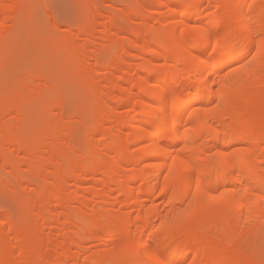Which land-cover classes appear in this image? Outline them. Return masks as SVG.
Here are the masks:
<instances>
[{
	"label": "bare ground",
	"instance_id": "6f19581e",
	"mask_svg": "<svg viewBox=\"0 0 264 264\" xmlns=\"http://www.w3.org/2000/svg\"><path fill=\"white\" fill-rule=\"evenodd\" d=\"M92 1L93 12L88 23L76 24L78 20H74L75 24L69 25L67 36L60 38L64 41L57 47L59 57L62 53L67 56L62 55L68 60L62 56L58 60L61 63L68 61L69 68L65 64L67 68H64L69 71L78 67L82 58L95 54L92 70L80 74L74 69L75 79L71 75L74 81L71 84L67 82L71 89L72 85L80 87L79 84L91 81L84 94L80 89L83 85L77 88L81 93L78 97L85 96L78 99L79 91L76 93L79 103L89 98L96 89L99 90L98 117L90 130V133L96 134L105 128L106 97L126 90L121 84L105 83L101 79L102 74L121 68L125 58L138 59L139 55L133 50L115 55L113 52L114 56L110 55L112 58L105 60L109 53L94 46L93 38L98 19L105 18L111 12L108 10L115 7L100 3V0L99 4L97 0ZM22 4L20 0H0V47L14 33L17 19L24 14ZM205 4L209 7L205 8ZM143 6L146 10L142 28L136 35L143 41L153 36L147 44L146 56L142 58L146 59L147 66L140 67L142 75L128 84L130 89L138 91L134 98L126 100L135 103L136 108L131 114L118 112L114 123L122 126L124 132L118 138L114 156L108 162L103 160L102 155L96 158L89 156V164L67 162V166H60L63 168L61 174L54 166V173L46 176L48 162L63 155L66 151L63 141L69 140L61 128L44 137L37 136V139L35 136L39 134L36 131L35 136L31 134L34 138L28 137L26 118L30 116L24 114L26 118L23 117V104L19 107L17 103H11L12 99L16 100V93L3 89L0 82V175L9 169L15 181L10 184L12 193L16 195L12 196L14 198L23 195L21 191L30 183L33 188L23 195L25 204L28 201L26 207L29 211L37 210L34 223L26 225L20 224L14 213L0 214V251L5 247L8 251L4 259L0 257V264H63L67 258H80V264H90L91 246L88 242L92 238L90 235L100 227H103L105 235L97 244L99 248L107 246L116 237L121 240L116 252L106 249L96 252L98 256L111 258V264H125L133 257H137L141 264L264 263L252 257L246 248L252 235L264 230V0H137V6L132 10L118 9L119 14L114 15L116 19L107 15L109 20L102 23L101 39L119 44L126 31L118 24L116 27L114 22L140 15ZM163 6L166 10L161 21L156 22V28L153 22L158 8ZM175 14L179 15L176 22L173 21ZM59 19L56 20L59 22ZM9 22L11 27L6 28ZM54 26L60 28L58 23ZM192 27L196 28L195 32L190 31ZM166 33L169 41L165 44ZM138 47L136 43L135 51ZM3 69L0 62V78ZM68 70L65 72L70 76L72 72L69 74ZM61 80H58L60 84L64 79ZM76 82L78 85H75ZM153 91L155 93L151 95ZM15 114L21 118L16 122L7 121L8 116ZM44 114L47 116V113ZM41 116H33V119L41 120ZM162 124L163 128L160 127ZM113 127L111 125L112 130ZM56 140L64 144L53 145ZM46 141L51 146H47ZM91 144L93 142L86 143V147L91 149ZM132 146H136L138 151H134ZM9 147L10 153L7 152ZM39 152L46 153V156L40 157ZM33 157L40 158L34 165L30 163ZM28 162L30 166L26 164ZM22 165L31 167L32 180L26 181L25 175H19ZM88 168L93 177L87 181L94 183L88 191L91 199L82 197L81 186L75 185L85 180L81 178V172ZM46 177L52 181L48 182L50 185L43 196L41 180ZM138 181L141 185L136 187ZM69 182L76 186L71 195L67 191ZM2 185L7 184L0 178ZM99 185L105 188L101 194L96 190ZM116 191H120L115 200L118 210L126 206L133 208L132 214L120 217L118 223L111 210L106 208ZM81 197L88 199L87 203L81 201ZM95 197H101L99 202L95 200L98 206L89 203L94 202ZM156 197L164 200L162 207ZM36 198L41 201L38 209L35 206L37 201L34 203ZM69 202L75 208L80 203L79 210L59 212ZM205 211H209V215L202 218ZM55 212L53 221H58L60 217L71 221L74 218V232L71 230L73 234L69 240L59 242L61 244L52 243L54 247L50 245L51 249L39 247L46 231L53 227L49 215ZM87 215L91 217L84 227ZM6 228L9 238L3 236ZM212 228L214 235L209 233ZM195 236L199 239L191 243ZM65 245L77 251L72 249L73 254L71 252L67 256L59 254ZM205 245L209 250L202 255L201 248ZM51 253L54 254L53 259Z\"/></svg>",
	"mask_w": 264,
	"mask_h": 264
},
{
	"label": "rangeland",
	"instance_id": "374dc122",
	"mask_svg": "<svg viewBox=\"0 0 264 264\" xmlns=\"http://www.w3.org/2000/svg\"><path fill=\"white\" fill-rule=\"evenodd\" d=\"M20 1H21V3L23 2V4H24V5L23 4L22 5L24 6L23 11H25V12L22 11L24 13L23 15L20 13L22 16H21V18H19V20L17 19L18 23L16 22L17 24H16V26H14V33L11 34L10 37L8 38V41L2 47H0V62H2L3 66H4V69H3L2 74H1L0 82H1V86L3 89L10 90L9 92H12L13 94L16 93L15 94L16 100L12 99L11 103L12 104L17 103L18 106L23 104L22 108H21L23 110V117H25V116L29 117L30 116L29 118L25 117L27 119L26 135L28 133V137L32 138L33 136L36 135V132H37L39 134V135L35 136V138L37 139V136L38 137H44V136L48 135L51 131H54V129L60 130V128H61V131L68 138V139L67 138L66 139L69 140V141H66L65 137L63 138L65 141H63L62 139L60 140V141L65 142L64 151H65V149H66V151L63 152V155L60 158L53 159L50 161L48 160L49 162L47 164V168L45 169L46 176L48 174L54 173L56 166H57L56 172L58 174H61L63 171V168H60V166L64 167L67 162H71V163H79L80 162V164L81 163L89 164V162H90L89 156L96 158V157H98V155H102L103 160L105 162H108L111 159V157L114 156V150L117 148L116 146L118 145V143H117L118 138L123 134L122 132H124L122 126H120V125L118 126L117 123H114L116 121V119H118L117 118L118 112H122L123 115H126L127 113L131 114V113H133V109L136 108L135 103L126 101V100L134 98V96L138 93L136 88L130 89V85H128V84L131 82H135L138 79V77L142 75L140 67L145 68L147 66L146 59L144 60L142 58H145L146 52L148 50L147 48L149 46L147 44H149V42L153 36L152 37L148 36L147 38L144 39L145 41H143L141 38H139L136 35V32H138L142 28L143 17L145 14L146 6H143L141 8L140 15L129 17L126 20L123 19L122 22L119 20V23H116L118 20L116 22H114V25L118 24V27L119 28L121 27L120 29L126 31V33L124 35H122L123 37L119 40L120 41L119 44H118V42L116 44V42H114V41L109 42V41L101 39L102 38L101 29H103L102 23H104L106 21L108 22L109 17H111V16H112V18L114 17L116 19L115 16H117V14H119L118 9H131L132 10V9L136 8L137 0H100V3L103 2L104 4L112 5L115 8L108 10L109 12L111 11L109 14H107L109 17L106 15L105 18L103 17V18L98 19V21H97L98 23L96 25V31H95L94 38H93L94 46H96V47L99 46L97 48H104L109 53V55L106 57L107 59H105L106 61L111 59L115 54H122L125 51H132V50L134 53L139 55V58L133 59V58L127 57V58H125V60L120 65L121 68H119L117 70L116 69H114V70L110 69L109 72L102 74L101 79L105 83L121 84L123 88L126 87V88H124L126 90H124L121 94H119V92H115V93L109 94L106 97L105 102H104V106H105V109L107 112L105 115V120H106L105 128L102 130L103 132L100 131V132H97L96 134H92V133H90V130H92L93 127L95 126V120L98 117L97 111H98L99 106H100L99 102L97 101V94H98L99 90L96 89L95 92L91 96H89V98L84 99V101L82 100L83 101V102H81V103H83V105H82L81 103H79L78 99H83L85 96L83 98H79L78 95L81 93L84 94V92L91 86V81L88 80L87 82H84V85H83V83L79 84L80 87L83 85L82 88L75 86L76 90L74 89L75 88L74 85H72L71 89L68 88V86L70 87V84L74 81V80L72 81L71 79H73V78L75 79V77H76L75 73H80V74L86 73L87 74V72L92 70L94 63H95V59H94L95 54L94 55L91 54L90 57L82 58L83 60H82L81 64L78 65V67L74 66L75 67L74 68L75 69L74 75H73V70H74L73 68H72V71L71 70L69 71L67 69L68 70L67 73L70 74V72H72L69 76L68 74H66L65 71H67V70L64 68L67 65H68L67 67L69 68V64H67L68 61H62V63H61V61L59 62V60L62 59V57L64 58V60L67 59V58H65L67 56H65L62 53V55H64L65 57L61 55L62 57L60 56L61 57L60 58L59 57L60 54H58L59 53L58 47H60L59 45L64 41L60 38L63 36H65V37L67 36L68 28H70V26H73V24H75L76 20H78L76 22V24H78L80 22H81L80 24H82V23L86 24V22L89 20V15L91 18L92 12H93L92 8L94 5V2L92 0H87V2H86V0L85 1L84 0H20ZM83 1H84V3H83ZM96 2H98V4H99V0H97ZM207 5L208 4H205L204 7L205 8L209 7V5L208 6ZM82 7H85V8H82ZM165 10H166V8L164 6L158 8L156 19L153 22L154 27L157 28L156 22L161 21V18L163 16ZM67 13H68V15H67ZM77 13H78V15H77ZM64 14H66V16ZM204 15H205V13H204ZM72 16H74V17H72ZM77 16H81V18L77 17ZM86 16H87V18H86ZM178 16L179 15L175 14V17L173 19L174 22H176V19L178 18ZM56 19H59V22ZM63 19H64V21H66L68 23V25H66V22L63 23L64 22ZM54 21H57V22H54ZM54 23H56V24L58 23L60 28L56 29L54 26ZM60 23H61V25H60ZM6 26H8L6 28H10L11 27L10 22L7 23ZM116 27H117V25H116ZM167 32L169 33V30ZM168 39H169V35L166 33L165 40L163 43L166 44L169 41ZM191 41L193 42V40H191ZM210 41H213V39H211ZM136 43H138L139 47L135 51L134 46ZM57 45H58V47H57ZM55 48H57V49H55ZM158 49H159V51H161L160 48H158ZM210 49H212V48H210ZM113 52H114V55H112ZM64 62H66V63H64ZM59 63H61V65ZM64 64L66 66H64ZM160 64H163V63H160ZM138 66H139V68H138ZM132 71H133V73H132ZM42 73L44 75H46L45 78H42L43 77ZM65 74H66V76H65ZM71 75H73L74 77L72 76L73 77L72 78ZM76 75L78 76V74H76ZM57 77L64 79L65 82L63 81L60 84V82L58 80H61V79H58ZM149 77H151V76H149ZM152 77H153V75H152ZM67 80L69 81L70 84L67 82ZM63 83H65L67 85L64 86ZM53 84H56L57 87L56 86L54 87ZM75 85H78L77 82ZM52 87L55 88L54 92H55V90L56 91L58 90L55 94L52 91L53 90ZM77 88H80L83 92L81 91V93H80V91H79L80 89L77 90ZM78 91H79V93H78ZM59 92L61 93V95L59 94ZM76 93H78L77 94L78 99L76 98ZM154 93L155 92L153 91V93H151V95H153ZM57 94H59V95H57ZM83 94L80 95V97H82ZM58 104H59L60 108H59ZM54 106H55V108H54ZM19 107H21V106H19ZM21 113H22V111L19 113V115ZM38 113L43 114V115L41 116ZM44 113H47V116H45ZM24 114H25V116H24ZM35 114H37L39 116H36ZM20 116L17 117V114H15L13 116L12 115L8 116L7 121L10 120L12 122H16L17 120H19L21 118ZM33 116L34 117L36 116L35 118H37V117L40 118V116H41V120L35 119L36 120L35 121L33 119L34 118ZM40 122H42V123L40 124ZM39 124H40V126H39ZM111 125H114V127H115V128L113 127L114 130H112ZM160 127L163 128L164 124H162ZM38 128H40V130L37 131ZM111 130H112V132H111ZM40 131H41V133H39ZM42 132H44V133L42 134ZM31 134L33 135L32 137H31ZM64 134H63V136H64ZM63 136H61V137H63ZM61 137H59V139ZM147 138H148V135H147ZM58 140L53 141V142H56V143L52 142L53 145H55V144L58 145V144L63 143V142H60ZM110 141L112 143H109ZM88 142H93V144H91V147H92L91 149H88L86 147V143H88ZM48 144L50 145L51 143H47V141H46L47 146H49ZM132 147H133L134 151H136V152L138 151V148L136 146H132ZM44 149H46V151L47 150L49 151L50 147H49V149L48 148H44ZM9 151H11L10 147L8 148L7 152H9ZM37 154H36V156L40 155V157H42L44 155L46 156V153H40L38 155ZM22 156L23 155H21L20 157H22ZM33 158L37 159V160H34ZM33 158H31L32 161L30 160L31 161L30 163L34 165V163H36L38 161V159H40V158H37V157H33ZM18 160H21V158H19ZM52 162L55 164H57L58 162L59 163L57 165H54ZM26 164H29V162ZM29 166H30V164H29ZM29 166L28 165H22L19 168V170L21 168L23 169V170L19 171V175H21V176L25 175L24 177L28 178V179L25 178L26 181L32 180V177H33V174L30 173L31 167H29ZM59 170L60 171L62 170V171L60 172ZM50 171H53V172H50ZM92 177H93V173H92L90 168L81 172V178H84L85 180L78 181L75 185L81 186V189L83 192L82 197H86V198L87 197L90 198V196L92 197V195L89 196L90 193L88 191L91 190V187L93 186L94 183L92 181H89V180L87 181V179H90ZM0 178L2 181L5 182V184H7L6 186L5 185L0 186V208H1V206L3 207L5 204V207H3L4 209L3 208L0 209V214H3V213H12L13 214L14 213L13 215L17 217L20 224H22V225H26V223H29V224L34 223L33 220L36 219V215L34 213H36L37 210L32 209L29 211L28 208L26 207V205L28 204V201H27V204H25L26 199L24 198V196L26 194H28V192L30 193L33 186L30 183H27L28 185H26V183H25L26 186L24 185L25 187L21 191L24 196L20 194L19 196L21 197V200H19V196H17L18 198L15 197V198H17L15 201V198L12 196H16V195H14L12 193V191H11L12 185H10V184H13V182H15V181L12 179L11 173H9V169H6V172H2L0 175ZM103 178L105 179L106 176H104ZM41 181L40 182H41V186H42V190H43V196H44L46 194V191H47V186L50 185L48 182L52 181V179L46 177L45 179L42 178ZM44 183H45V185H43ZM70 184H72V183L69 182L67 191L69 190L68 194L71 195L72 194L71 192H73L76 189V186L74 184H72L73 186ZM99 184L101 185V183H99ZM100 185L97 186L98 188L96 190L99 191L101 194V193H103L105 188H103ZM140 185H141V183L138 181V183L136 184V187H138ZM44 189H46V190H44ZM99 192H97V193L99 194ZM119 194H120V191H116L114 194H112L111 198L108 200L109 204L106 207L109 210H111L110 213L112 214V216L115 217L116 223L119 222L120 217L126 216V215L127 216L131 215L133 212V208L130 206H126V208L124 207L122 210H118L119 208L115 206L116 205L115 200ZM22 196H23V199H22ZM10 197H12V198H10ZM86 198L85 199L82 198L83 200L81 199V201L87 203L88 199H86ZM99 198H96V199H94V202L91 201L89 203L92 206H95V204L97 202H99V200H101V197H99ZM158 198L156 197L155 199H157L156 201L158 203H160V201H161L162 204H160V205L162 207L164 200H162V198H159V200H158ZM24 199H25V201H24ZM10 200H11V202H10ZM13 200H14V202H13ZM36 201H37V203H36ZM9 203H11V204H9ZM34 203H36L35 206L38 209L41 206L40 205L41 204L40 198H36L34 200ZM7 205H9V206L6 207ZM66 205L68 207L65 206L66 208L59 210V212H61V211L62 212H69L71 210L75 211V209H76V211H78L80 206H81L79 203L77 205V208H75L76 206H73V204H71L70 202L67 203ZM96 206H98V205L96 204ZM8 208L10 209L11 212L8 210ZM26 208H27V210L25 211ZM67 208H68V210H67ZM15 211H16V213H15ZM54 214L56 215L57 212L49 215V217L52 219V226H53L52 228L53 229L51 228V229L46 231V234H44L45 237L43 236L44 239L42 240V242H40L42 245H40V243H39V247H45V248L49 247L50 248L52 246L51 248H53L54 246L52 243H54V244H55V242H58V243L61 242L62 243L66 239L69 240V238L72 236V234L74 232V221H73L74 218L71 221L70 219L66 220V218L60 217V218H58V221L56 220L57 221L56 222L55 220L53 221L54 216H55ZM208 215H209V211H205V213L202 214V218H207ZM87 216H89V217L88 218L86 217V220L83 223L84 227L87 226L88 219H90V217H91L90 215H87ZM263 219H264V217L262 218V220ZM262 220H261V222H262ZM53 222H55V223H53ZM61 223H63V224H61ZM66 223H68V224L66 225ZM102 228L103 227H100V229L98 228L99 231L96 230L95 232H93V234H91L93 236L90 235V237H92L91 239H89L90 242H88V244L90 243L89 246H91L89 249V252H90L89 254L92 257V260L88 261V263H90V264H111L112 263L111 258H108L107 256H102V255L98 256L96 254V252H98L99 249H102V250L106 249L109 251L113 250L116 252L120 247L121 240L118 237H116L115 239L108 242L107 246L100 247V248L97 246L100 239L105 235V232L103 231ZM261 228H262V226H261ZM213 230H214V228H212L209 232L212 235H214V233H215V231H213ZM260 231H262V232L260 233ZM260 231L256 232V234L254 233L252 235L253 241L250 240L248 242V245L246 248L248 249V252H249V254L252 255V257L258 258L264 262V230H260ZM4 233H3V236L7 235V236H5V238L8 237V235H9L8 228H6ZM66 233L68 236L66 235ZM257 233H260V234L257 235ZM63 235H65V236H63ZM48 237H50V238H48ZM54 239H57V240H54ZM197 239H199V236H195L194 238H192L191 243H194ZM47 241H49L50 243H48ZM58 243H56V244H58ZM61 243H59V244H61ZM79 243L81 244L82 240ZM238 244L241 245V243H238ZM65 246H66V248H65ZM65 246H64V248L66 250L64 251V248L60 249L58 252L59 254L67 256V255H70L73 250H74L73 252L77 251L76 249H74V247L69 248L67 245H65ZM201 249H202L201 250L202 255H206L208 250H209L208 247H206V245L202 246ZM7 252L8 251H7L6 247L3 248L0 251V257L2 259H4ZM73 252H72V254H73ZM78 252L81 253V251H78ZM53 257H54V254H52L51 259H53ZM68 257H70V256H68ZM77 258H78V256H77ZM79 260H80V258H78V260H75V258L74 259L73 258H70V259L67 258V260H65L63 262V264H80ZM18 264H19V262H18ZM125 264H141V263L139 262L137 257H133L130 260H128L127 262H125Z\"/></svg>",
	"mask_w": 264,
	"mask_h": 264
},
{
	"label": "snow or ice",
	"instance_id": "6c2138e0",
	"mask_svg": "<svg viewBox=\"0 0 264 264\" xmlns=\"http://www.w3.org/2000/svg\"><path fill=\"white\" fill-rule=\"evenodd\" d=\"M190 31L195 32V31H196V28H195V27H192V28L190 29Z\"/></svg>",
	"mask_w": 264,
	"mask_h": 264
}]
</instances>
